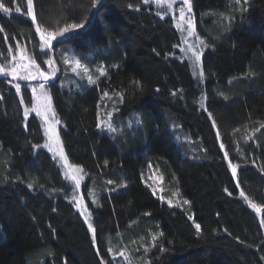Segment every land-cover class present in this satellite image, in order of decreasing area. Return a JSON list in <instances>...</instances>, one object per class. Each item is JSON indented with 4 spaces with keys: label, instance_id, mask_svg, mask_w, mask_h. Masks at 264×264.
<instances>
[{
    "label": "trees",
    "instance_id": "1",
    "mask_svg": "<svg viewBox=\"0 0 264 264\" xmlns=\"http://www.w3.org/2000/svg\"><path fill=\"white\" fill-rule=\"evenodd\" d=\"M0 2L13 9L0 12V48L28 39L37 23L48 27L51 17L55 27L83 21L57 46L106 65L83 92L50 85L66 155L98 197L90 210L95 242L66 182L34 147L36 124L24 127L0 75V264H104L106 243L118 233L137 241L133 251L144 248L137 264H264V0H191L211 44L202 82L172 54L179 33L170 18L142 0H33L35 23L26 0ZM104 91L119 100L117 117L133 123L116 140L96 129ZM148 162L185 206L153 194L141 176ZM151 228L160 235L149 249L138 235Z\"/></svg>",
    "mask_w": 264,
    "mask_h": 264
},
{
    "label": "rangeland",
    "instance_id": "2",
    "mask_svg": "<svg viewBox=\"0 0 264 264\" xmlns=\"http://www.w3.org/2000/svg\"><path fill=\"white\" fill-rule=\"evenodd\" d=\"M144 4L151 5L154 7V9L157 11V13L161 17L170 18L173 26L177 29L179 33V43L174 46L173 55H176L181 61H186L188 65L190 66V71L192 72V76L196 78L198 81L202 82L204 79V70H203V63H202V57L205 52L210 47V42L208 41L206 35L204 32V25L199 21L198 17L195 15L193 9L192 13L189 14L187 11H185V20L189 18L191 15V18L195 24V31L196 35H193L189 37L187 35V31H182L178 25H182L184 29H187L188 25L180 20V9L181 7H184L186 9V5H181L179 3V0H160V3H157V0H142ZM98 4V3H97ZM169 4H171V7L169 8ZM26 6L27 7V0H26ZM85 12V11H84ZM83 12V13H84ZM54 16H57L59 14L53 13ZM83 15V14H82ZM53 16V17H54ZM56 18V17H55ZM48 27L42 26V29L47 31H57L60 27L64 26L61 25L59 27H55L54 18H49ZM50 23V24H49ZM55 24V25H54ZM36 28V25H35ZM203 31V32H202ZM70 34V33H68ZM66 34V35H68ZM197 36L200 39H203L205 41V44L208 45L207 47H202L197 44ZM29 38H23L22 40H15L12 38L9 42L3 41L2 46L0 48V67L9 69V74L7 77L4 76L3 72H0V75H3L5 77V82H7V86L12 87V90L14 91L15 100L17 101V104H19V107L22 108V114L24 117V110L25 107L29 109V113L27 116V119L25 117L23 118L24 127L26 128L29 119H31L32 122L36 124L37 133L36 135V143L34 145H40V150H45L47 156L49 157L50 162L53 164V167L60 173L62 179L66 182V197L69 199V201L72 202L74 207L81 213L82 210L78 209L76 204L78 202H81L87 207L88 212L91 213V209H94L98 207L99 201L98 197L95 191V187L93 184L92 179H89L87 174L81 170V168L71 162L69 158L66 155L62 137H61V128L63 125V121L58 115L54 100L52 96V90L53 85L51 83L56 84L59 86L61 91H74L77 90L79 92H83L85 88L88 86H92L97 84L99 79L103 76L100 75L99 69L100 67H103L106 71V65L104 63H100L96 61L95 59L88 57V56H80L74 53L73 51L61 48L57 46V41L62 39L63 37H58L57 40L53 41V47L48 50L47 55L41 54V49L39 47L40 36L39 33L35 31L34 28H32V33L29 34ZM185 38H187V43H185ZM29 42H28V41ZM19 45V46H18ZM189 45H194L201 53V62L199 66L194 65L193 60L189 59L188 56H185L182 52V48L186 49ZM9 47L12 48L11 53L9 54ZM21 54L27 55L30 59L34 58L38 64H40V67L43 71L48 72L51 76L50 81L46 83V88L44 90V93H46L47 96L51 97V101L46 99V96L44 93H42L41 89L39 88V83H42L43 81H37V80H31V81H23L19 80L18 78L13 81V77L11 75L10 69L14 66H18L20 63H27L28 61H20ZM15 56L16 60L13 61L12 57ZM75 57L77 59L81 60V63L83 65H86L89 69V74H91L92 79L96 81L95 84H90L87 79V75L83 73V69H78L76 73L72 72L71 67L68 65H65L62 62L63 57H67L71 59L72 57ZM189 56H191V53H189ZM53 60L55 63L53 65H49L48 63H42V61H48ZM53 69H56L55 75H51L53 72ZM34 71V69H32ZM21 75H25V71L23 69L20 70ZM201 71L203 75H201ZM9 81H13V83H9ZM16 82H19L21 84V91L19 93L16 92L14 84ZM27 86V87H26ZM36 88L35 94L32 92V88ZM65 93L66 95L69 93ZM72 93V92H71ZM107 93L105 96L104 94ZM21 97H23V103H20ZM119 100L116 99V96L113 93H110L108 91H104L100 94V98L97 103V107L95 109V121H96V129L99 130L101 134H106L111 140H116L119 136L126 133L133 127V123L130 121L131 119L121 118L117 117L118 111H119ZM34 109V110H33ZM38 113H41L38 115ZM54 113V117H53ZM108 113H112V116L109 117ZM47 115L48 119L45 120L44 116ZM56 120H59V123H56ZM111 122L113 127L117 129V131L112 132L109 131L106 127H104V124ZM98 124L100 127H98ZM63 146V151L67 157V163H65L64 159H62L59 156V150L60 146ZM44 145H47L45 147ZM65 172H67L69 175L66 178ZM72 176H76L78 179H80V186L79 188L75 187V181L71 180ZM141 176L143 181L150 187V190H155V193H159V198L164 195L166 198L164 200L171 201V204H177L181 206H185V200L181 199L180 193L177 189V187L173 184L167 183L166 180L163 179L162 173L159 172V169L155 164H152L150 162L147 163L145 166V171L141 172ZM151 190V191H152ZM93 193V195H89V193ZM153 192V191H152ZM160 193L162 195H160ZM75 195L76 202L72 200V196ZM164 197V196H163ZM260 208V206H259ZM261 209V208H260ZM83 216V215H82ZM84 217V216H83ZM91 216L90 220L86 221L87 224L91 222ZM141 234L138 235V238H141L140 240L144 242V238L147 237L149 240V249L153 248L155 241L159 238V231L155 230L154 228H151L150 230H145L140 232ZM144 237V238H143ZM155 237V239H154ZM142 242V243H143ZM137 247L139 244L135 240V242H132L131 244L125 243L123 239L122 233L116 234V236L108 240L106 243V252H107V260L104 259V264H137L138 262L135 259L134 254L139 252L141 255V251L144 248L140 247L139 250L133 251L130 247ZM111 248L112 251L109 252L108 249ZM124 252V256L118 255L119 252ZM126 257V258H125ZM141 257V256H140ZM144 259L141 258V262H143Z\"/></svg>",
    "mask_w": 264,
    "mask_h": 264
},
{
    "label": "snow or ice",
    "instance_id": "3",
    "mask_svg": "<svg viewBox=\"0 0 264 264\" xmlns=\"http://www.w3.org/2000/svg\"><path fill=\"white\" fill-rule=\"evenodd\" d=\"M145 2H147V0H145ZM236 5H241V0H234ZM244 3H247V0H243ZM96 3H99V0H96ZM157 3H160V0H157ZM179 3L181 5H186V9L184 7H181L180 9V20L184 23H186L188 25L187 29H184L182 25H178V27L181 28L182 31H187V35L189 37L196 35V31H195V24L191 18V15L189 16V18L187 20H185V11H187V13L191 14L192 13V3L191 0H179ZM95 6V5H94ZM131 7V5H130ZM171 7V4H169V8ZM246 10V9H244ZM13 11L12 8L7 7L5 5V3L0 2V12L3 13H11ZM15 12L16 13H20L21 12V7L17 6L15 7ZM26 16L31 18V21L33 23L36 22V15L33 11V0H27V11L25 13ZM85 27V24L83 21L76 23V22H70V23H66L64 24V26L60 27L59 30L57 31H47L45 32L42 29V26L40 24H36V28L35 31L37 33H39L40 36V41L41 43L39 44V47L41 49V54L42 55H47L48 54V50H50L53 47V41L57 40L58 37H65L66 34L71 33L72 35H76L78 34L76 30L79 29H83ZM185 43H187V38H185ZM197 44L202 46V47H207L208 45L205 44V41L203 39H200L197 36ZM19 46V45H18ZM182 52L184 53L185 56H188L189 59L193 60L194 65L199 66L200 62H201V53L200 51L194 46V45H189L186 49L182 48L181 49ZM9 54L12 51V48L9 47L8 49ZM189 53H191V56H189ZM13 61L16 60V57L13 56L12 57ZM20 61H28L27 63H20L18 66H14L10 69L11 75L13 77V81L16 80L17 78L19 80H23V81H31V80H37V81H43L42 83H39V88L41 89L42 93H44V90L46 88V83L48 81H50L51 76L48 72H45L41 69L40 64H38L36 62V60L34 58L30 59L27 55L25 54H21L20 56ZM62 62L65 65H68L69 67H71L72 72L76 73L78 69H83V73L85 75H87V79L88 82L90 84H95L96 81L92 79L91 74H89V69L86 65H83L81 63L80 59L75 58L74 56L69 59L67 57H63L62 58ZM42 63H48L49 65H53L55 62L53 60H48V61H42ZM21 69H23L25 71V75H21ZM34 69V71L32 70ZM55 71L56 69H53V72L51 75H55ZM0 72L4 73V76L7 77V75L9 74V69L0 67ZM100 75H105L106 71L103 67H100L99 69ZM201 75H203L202 71H201ZM13 81H9V83H13ZM139 83V82H137ZM15 90L17 93H19L21 91V84L19 82H16L14 84ZM27 87V86H26ZM32 92L35 94L36 92V88L33 87L32 88ZM46 96V99L49 101H51V97L47 96L46 93H44ZM105 96L107 95V93L104 94ZM122 99V97H121ZM23 97H21L20 103H23ZM34 110V109H33ZM29 113V109L27 107H25L24 110V117L25 119H27ZM41 113H38V115H40ZM108 116L111 117L112 113H108ZM209 116H211V113H209ZM53 117H54V113H53ZM44 119L47 120L48 117L47 115L44 116ZM56 123H59V120H56ZM213 126H215V121H213ZM98 127H100V125L98 124ZM104 127H106L109 131L115 132L117 131V129L115 127H113V125L111 124V122L104 124ZM219 135V134H217ZM45 147H47V145H44ZM34 147H40V145H35ZM221 148L224 147L223 144L220 145ZM227 152L225 153V157H227ZM59 156L64 159L65 163H67V157L63 151V146L61 144L60 146V150H59ZM237 165L236 164H231V168H232V175L235 176L236 175V171H237ZM68 173L65 172V177H68ZM72 181H75V187L79 188L80 186V179H78L76 176H72L71 177ZM33 183H35V181H33ZM109 183H111V181H109ZM33 184L30 183L28 184L29 188H32ZM238 186V185H237ZM41 187H43V185H41ZM225 191H227V189H225ZM153 194H155V190H153ZM89 195H93V193H89ZM229 195H231V193H229ZM240 196L241 197H245V193L241 190L240 192ZM246 198V197H245ZM161 200L164 199L163 196L160 197ZM72 200L74 202H76V197L75 195L72 196ZM169 205H171V201H168ZM185 203H187V201H185ZM77 208L82 210L81 211V215L84 216L85 221H89L90 220V216L91 213L88 212L87 207L82 203V198H81V202H78L76 204ZM252 207L256 208L257 211H259V207L256 205H252ZM189 219H192L191 217H189ZM262 223H264V221H262ZM88 227L89 229L93 232V242H95V228L93 227V225L89 222L88 223ZM196 231L199 234L201 231V226L199 224L195 225ZM155 239V237H154ZM109 252L112 251L111 248L108 249ZM118 255L120 256H124V252H119ZM126 258V257H125Z\"/></svg>",
    "mask_w": 264,
    "mask_h": 264
},
{
    "label": "bare ground",
    "instance_id": "4",
    "mask_svg": "<svg viewBox=\"0 0 264 264\" xmlns=\"http://www.w3.org/2000/svg\"><path fill=\"white\" fill-rule=\"evenodd\" d=\"M84 222V221H83ZM86 226V225H85ZM88 229V228H87Z\"/></svg>",
    "mask_w": 264,
    "mask_h": 264
}]
</instances>
